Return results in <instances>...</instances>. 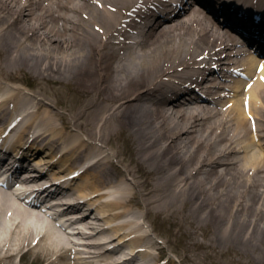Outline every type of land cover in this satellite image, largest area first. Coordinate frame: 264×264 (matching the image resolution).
<instances>
[{"label":"bare ground","instance_id":"bare-ground-1","mask_svg":"<svg viewBox=\"0 0 264 264\" xmlns=\"http://www.w3.org/2000/svg\"><path fill=\"white\" fill-rule=\"evenodd\" d=\"M164 3L0 0V125L9 123L7 116L24 114L30 130L23 129L17 140L27 167L32 159L49 162L44 168L56 166L39 157L44 153L55 159L64 151L57 162L67 164L100 147L109 151L84 171L88 180L79 197L84 202L67 209L77 218L69 226L90 229L77 228L75 235L95 239L85 246L98 251L84 259L78 253L87 264L155 258L134 244L145 241L162 250L150 235L137 234L141 227L113 225L129 217L174 226L186 249L199 252L203 262L264 264V85L254 84L245 100L242 91L226 110L201 98L196 88L223 76L219 66L237 52H232L236 37L194 6L177 15L176 8L165 7L170 16L163 20ZM259 6L264 0H234L221 9L232 13L244 7L254 16L263 10ZM254 62L248 59L250 69ZM7 82L25 83L32 94L6 88ZM249 116L257 119L255 132ZM36 125L43 133L23 147ZM4 131L0 135L7 142L13 131L7 136ZM74 131L91 143L70 142ZM108 188L113 193L105 192ZM45 214L0 187V264L25 254L51 264L66 257L73 241ZM107 232L115 236L96 241ZM128 242L130 253L124 256L121 248Z\"/></svg>","mask_w":264,"mask_h":264},{"label":"rangeland","instance_id":"rangeland-1","mask_svg":"<svg viewBox=\"0 0 264 264\" xmlns=\"http://www.w3.org/2000/svg\"><path fill=\"white\" fill-rule=\"evenodd\" d=\"M6 88H15V90H19L22 89L25 93L27 94H32V88H30L29 86L27 87L25 83L22 82H7V85H4ZM50 101V100H48ZM56 101V99H51V103L52 105L55 107V109L57 110V106H55L53 103ZM56 103V102H55ZM60 110L64 111L63 106L62 108H59ZM60 132V131H58ZM54 137H58V133H55L52 135V138ZM70 142H74V143H78V142H84L86 145L90 144L91 141L88 138L87 135H85L84 133L80 132V131H74L72 133V137L68 138ZM89 142V143H88ZM93 155L96 157H103V156H110L109 151H107L106 147H100L99 150H97L96 152H93L92 154H90V156L88 158H85L84 160H81L79 162H76L78 164H75L73 166L74 168H78L79 163H83L85 161H87L91 156ZM113 161V160H112ZM74 161H71L67 163V165H69V163H73ZM94 214H96V211L94 212ZM93 214V216H95ZM124 223H132L134 225H136L137 228H142L139 233L137 234H145V235H150L151 240L153 243H155L157 245V247L162 248L158 249L157 251H155L154 249H151V252H153L156 256L155 259L151 260L152 263L153 262H157L158 264L163 263L165 261H168L169 264H212L209 260H205V262H203V260L200 258L201 255L199 252L194 253V252H189L186 247H185V241L184 239L175 232L176 228L172 225H170L169 223H165V222H161V220H144L143 218H137L135 219L134 217H129L126 218L124 220H117L114 221L113 225L115 226H120ZM103 226L106 225V222L102 223ZM106 227V226H105ZM135 228V226H132L130 228V231H133V229ZM93 232V231H92ZM115 233H111V232H107L105 233L104 237H98V239H96V241L102 242V241H110L115 235ZM136 234V235H137ZM95 240V239H93ZM114 241L112 244H115ZM134 244L136 246H147V247H151L149 243H146L145 241H137L136 243L134 242ZM129 242L126 243L125 247L123 248L124 250V254L128 253L130 248H129ZM45 257H37L35 255L32 254H25V256L21 259H19L18 257L14 259L13 264H47V260L44 259ZM145 259L144 258H140V262H143ZM220 262H223V259L219 260ZM165 264V263H164ZM167 264V263H166Z\"/></svg>","mask_w":264,"mask_h":264}]
</instances>
